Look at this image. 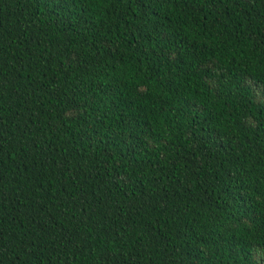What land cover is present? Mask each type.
Masks as SVG:
<instances>
[{
	"label": "trees",
	"instance_id": "1",
	"mask_svg": "<svg viewBox=\"0 0 264 264\" xmlns=\"http://www.w3.org/2000/svg\"><path fill=\"white\" fill-rule=\"evenodd\" d=\"M0 264H264V0H0Z\"/></svg>",
	"mask_w": 264,
	"mask_h": 264
}]
</instances>
